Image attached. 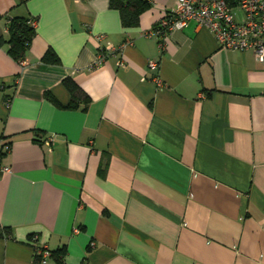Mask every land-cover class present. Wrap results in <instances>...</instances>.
Segmentation results:
<instances>
[{"label": "crops", "instance_id": "obj_1", "mask_svg": "<svg viewBox=\"0 0 264 264\" xmlns=\"http://www.w3.org/2000/svg\"><path fill=\"white\" fill-rule=\"evenodd\" d=\"M175 6L0 0L1 35L37 19L23 63L0 44V264H264V60L196 21L162 41Z\"/></svg>", "mask_w": 264, "mask_h": 264}, {"label": "built area", "instance_id": "obj_2", "mask_svg": "<svg viewBox=\"0 0 264 264\" xmlns=\"http://www.w3.org/2000/svg\"><path fill=\"white\" fill-rule=\"evenodd\" d=\"M147 1L151 5L156 4V0ZM191 21L211 31L219 46L231 50H252L258 60H264V0H176V6L164 13L155 32L163 41L170 31L183 29ZM31 24L36 27L37 19H32ZM4 30L8 33L7 25ZM104 38V34L98 36L99 40ZM108 50L116 49L110 45ZM106 57L107 53L102 49L95 65L101 64ZM149 67L155 69L157 63L151 61ZM9 147L0 143V156ZM8 172H11V167L0 162V176ZM91 245L95 246V243ZM35 250L42 262L52 255L47 246Z\"/></svg>", "mask_w": 264, "mask_h": 264}, {"label": "trees", "instance_id": "obj_3", "mask_svg": "<svg viewBox=\"0 0 264 264\" xmlns=\"http://www.w3.org/2000/svg\"><path fill=\"white\" fill-rule=\"evenodd\" d=\"M110 5L120 11L122 22L127 26L138 24L142 12L146 8L152 6L147 0H110ZM32 19H34V17L31 16H6L5 24L8 26L7 37L0 34V44H8L9 53L19 61L24 59L31 42L37 33L36 27L31 24ZM44 60L55 63L60 62V58L53 50H49L45 54ZM63 83L72 94L73 104L69 107H76L74 103L79 99L84 98L86 109L90 100L76 81L69 76L63 80ZM48 97L49 99L52 98L50 95ZM51 253L52 256L60 258L57 252L52 251ZM60 260L63 261V258L61 257Z\"/></svg>", "mask_w": 264, "mask_h": 264}]
</instances>
